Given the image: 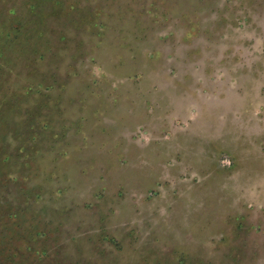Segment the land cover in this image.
<instances>
[{
    "label": "rangeland",
    "instance_id": "obj_1",
    "mask_svg": "<svg viewBox=\"0 0 264 264\" xmlns=\"http://www.w3.org/2000/svg\"><path fill=\"white\" fill-rule=\"evenodd\" d=\"M0 51V264H264V0H0Z\"/></svg>",
    "mask_w": 264,
    "mask_h": 264
},
{
    "label": "trees",
    "instance_id": "obj_2",
    "mask_svg": "<svg viewBox=\"0 0 264 264\" xmlns=\"http://www.w3.org/2000/svg\"><path fill=\"white\" fill-rule=\"evenodd\" d=\"M15 37H17V36H15ZM0 52H2V51H0ZM1 54V53H0Z\"/></svg>",
    "mask_w": 264,
    "mask_h": 264
}]
</instances>
